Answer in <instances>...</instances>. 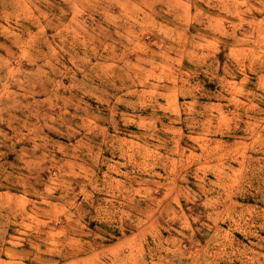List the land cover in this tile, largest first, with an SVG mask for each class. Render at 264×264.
I'll return each mask as SVG.
<instances>
[{"label": "rangeland", "instance_id": "obj_1", "mask_svg": "<svg viewBox=\"0 0 264 264\" xmlns=\"http://www.w3.org/2000/svg\"><path fill=\"white\" fill-rule=\"evenodd\" d=\"M0 264H264V0H0Z\"/></svg>", "mask_w": 264, "mask_h": 264}]
</instances>
